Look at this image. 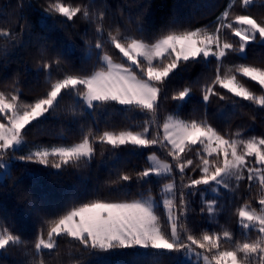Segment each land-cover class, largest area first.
<instances>
[{
	"label": "snow or ice",
	"instance_id": "1",
	"mask_svg": "<svg viewBox=\"0 0 264 264\" xmlns=\"http://www.w3.org/2000/svg\"><path fill=\"white\" fill-rule=\"evenodd\" d=\"M257 3L258 0H229L214 22L177 29L178 20L174 18L158 35L146 37L139 24V36L120 26L106 29V11L94 0L75 5L68 0H45L41 6L42 25L46 26L53 17H62L60 23L80 19L92 26L95 42L87 39L86 31L85 43L87 59L95 55L96 63L90 71L83 67L61 71V57L53 58L43 38H38V69L48 86L44 95L31 102L22 99L15 80L10 91L0 90V180L12 178L11 168L16 161L55 169L49 174L57 176L69 168L86 167L94 160L98 145L111 146L113 150L122 146L147 149L148 167L136 172L135 177L118 174L110 182L117 186L115 196H97L46 212L31 204V213L41 222L32 240L24 239L6 225V218H0V253L18 248L23 250L26 264H48L45 255L56 259L63 239L80 257H94L93 264H114L111 257L115 255L149 257V264H163L162 258H168L171 264H264V135H246L239 129L222 131L209 122L206 112L189 119H182L178 113L163 119L159 116L163 102L169 99L167 85L172 78L196 65L212 72L211 77H203V83L196 82L205 107L214 99L235 106L234 98H239L264 109V94L257 95L240 79L251 80L264 89V66L246 62L226 65L232 55L247 61L250 45L264 47V20L248 12ZM18 7L23 10L34 5L30 0H21ZM234 7L243 12L234 14ZM19 20L25 21L19 25V32L0 29V58H7L10 46H23L20 35L28 34L29 25L23 15L17 23ZM229 33L238 40L230 42ZM108 47L114 52L110 53ZM192 93V86H184L170 99L180 102L179 109L192 99ZM65 97L71 101L67 115L73 122L77 115L94 117L99 109L107 111L112 105L124 106V111L145 118L119 130L107 122L101 130L99 121L93 119L86 129L81 124L77 142L29 147L27 133L55 116ZM153 149L170 159H161ZM153 177L157 184L168 181L159 185L156 196L149 187L144 190L148 195L140 192L138 199L126 198L125 182L135 179L138 185H150ZM242 181L248 182L249 191L258 185L261 192L259 208L246 200L236 209L242 239H235L226 228L197 232L189 227L190 197L199 195L201 213L215 221L224 210L219 205L221 190L235 198ZM209 194L212 199L207 198ZM73 264L83 261L76 259Z\"/></svg>",
	"mask_w": 264,
	"mask_h": 264
},
{
	"label": "trees",
	"instance_id": "2",
	"mask_svg": "<svg viewBox=\"0 0 264 264\" xmlns=\"http://www.w3.org/2000/svg\"><path fill=\"white\" fill-rule=\"evenodd\" d=\"M21 0H0V29L20 31L19 25L24 24V20L18 18L23 15L29 25L28 34L21 33L20 38L23 46H10L7 58H0V90L10 91L12 81H18L17 87L22 92V99L31 102L44 95L47 90L45 76L38 69L40 50L37 47L38 38H43L49 54L54 58L61 57V71H75L81 67L91 70L96 63L93 55L91 60L87 59L88 48L85 43V32L89 33L87 39L95 42L92 35L93 28L83 20L77 19L75 22L60 23L62 17H53L47 21L46 26L42 25L41 16L43 15L42 5L45 0H30L33 8L21 10L18 5ZM29 2V0H25ZM69 3L87 4L90 0H68ZM97 7H103L106 11L104 20L105 28L109 26H120L121 30L127 28L133 35L139 36L136 31L139 24L144 29L146 37L158 35L161 30L168 25L174 18L178 20L175 25L177 29L202 27L214 22L215 18L227 7L229 0H94ZM144 5V8H139ZM233 13H241L242 9L235 7ZM248 12L258 20H264V0L248 9ZM227 38L230 42H235L238 38L231 36ZM107 47V46H106ZM108 51L114 50L108 47ZM117 57L114 55V59ZM264 66V47L250 45L247 50V61L243 63ZM54 75L56 70L54 69ZM212 72L205 70L203 65H196L188 71L174 76L167 85V95L159 111V116L163 119L168 114L178 113L182 119L199 118L205 112L209 122L222 131L242 130L246 135H264V109L249 101L239 98L235 106L229 101H219L214 99L206 107L200 102V90L196 82L203 83V77H211ZM240 79L254 91L257 95L264 94L258 84L240 77ZM192 86V99L177 108L180 102L170 99L171 95L183 88ZM71 101L65 97L60 102V108L55 116L27 133L25 139L29 146L33 145H54L59 143L77 142L80 138V126L85 129L92 124L93 119L99 121L101 130L105 128V122L114 124L117 130L120 128L140 123L145 117L130 111H124V106L112 105L105 111L99 109L95 116L85 114L77 115L76 122L67 115V109ZM139 130V129H137ZM66 138V139H64ZM157 154L165 159L166 153L157 149ZM149 150L134 149L131 146L120 149H111V146H97V154L94 160L86 167L79 169L69 168L59 176L50 175L55 169H48L44 166L25 164L16 161L11 168V179L0 181V218H6V225L15 230L24 239L32 240L37 230L41 226L40 220L30 211V205L36 204L45 212L59 209L64 206H71L73 203L87 201L97 196H115L116 185L110 182L117 179L118 174H130L135 177V173L148 167L147 156ZM192 154L189 153V156ZM150 185H138L135 179L125 182L128 186L123 189L127 193V199H138L139 193L144 192L148 195L146 188L151 187L152 195L156 196L159 192V185L167 183L160 180ZM179 184V178L177 177ZM244 192L241 203L250 201L252 207L259 208L258 200L261 192L258 185L251 191L248 182L244 184ZM121 193V198H124ZM196 196L190 197L194 204ZM238 208V205H236ZM229 212L232 205H228ZM200 210V209H199ZM196 206L191 205L188 214V225L190 228L199 232L200 230L214 231L205 225V218ZM44 215V212L41 213ZM204 221V225H203ZM241 229L237 225L235 239H242ZM255 238V234L252 235ZM60 247L58 257L53 259L47 254L45 259L48 264H73L76 259H81L83 264H93L94 257L79 253L66 240L59 241ZM47 251V250H46ZM130 253L131 250H124ZM55 256L56 253H53ZM114 264H149V257L134 258L131 255H115L111 257ZM163 264H171L168 258H162ZM0 264H26V258L22 249L9 248L0 253Z\"/></svg>",
	"mask_w": 264,
	"mask_h": 264
},
{
	"label": "rangeland",
	"instance_id": "3",
	"mask_svg": "<svg viewBox=\"0 0 264 264\" xmlns=\"http://www.w3.org/2000/svg\"><path fill=\"white\" fill-rule=\"evenodd\" d=\"M240 63H243V60L239 59L235 55L230 56L228 58V60L226 61V65L228 67H232L234 64H240ZM29 147H32V146H29ZM161 159H163V158H161ZM0 181H5V180H0ZM234 183L235 182L233 181V184ZM244 184H246V181H242L240 183V186L236 192L235 198L227 190H223V189L221 190V194H220V198H219V205L223 206L224 210L222 212H220V214L216 217L215 221H209L207 219V213H202L204 218H205V225L207 227L212 228L214 231H221L222 229L226 228V229H229L230 231H232L233 234L235 235V230L237 229V225H238L237 224V216L235 215V212L237 209L236 205H238V207L243 205L241 203V197H242L243 192H244V189H243ZM207 198L212 199L213 198L212 194H209ZM191 205L196 206L197 210L201 209V207L203 205L201 203L199 195H196V197L194 199V204L192 203ZM228 205H232V209L230 212H229ZM203 225H204V221H203Z\"/></svg>",
	"mask_w": 264,
	"mask_h": 264
}]
</instances>
